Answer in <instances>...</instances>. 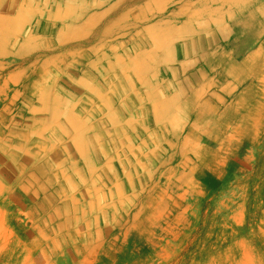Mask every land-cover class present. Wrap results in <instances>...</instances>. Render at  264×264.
<instances>
[{"label": "rangeland", "instance_id": "374dc122", "mask_svg": "<svg viewBox=\"0 0 264 264\" xmlns=\"http://www.w3.org/2000/svg\"><path fill=\"white\" fill-rule=\"evenodd\" d=\"M0 264H264V0H0Z\"/></svg>", "mask_w": 264, "mask_h": 264}, {"label": "crops", "instance_id": "0c3cea01", "mask_svg": "<svg viewBox=\"0 0 264 264\" xmlns=\"http://www.w3.org/2000/svg\"><path fill=\"white\" fill-rule=\"evenodd\" d=\"M250 21L249 20H243V23H244V28H242L241 29V31H243V32H241V34H243V35H249V34H246L244 31H245V29L246 30H253L252 28H250L252 25L249 23ZM220 36L221 35H223V36H232V27H230V26H228L225 30H224V32H222V34H219ZM238 35V34H237ZM212 36H216L214 33H213V35ZM183 43H185V42H183ZM207 51H210V49H207ZM200 85H201V83H200ZM200 85H199V87H200ZM198 88V87H197Z\"/></svg>", "mask_w": 264, "mask_h": 264}, {"label": "bare ground", "instance_id": "6f19581e", "mask_svg": "<svg viewBox=\"0 0 264 264\" xmlns=\"http://www.w3.org/2000/svg\"><path fill=\"white\" fill-rule=\"evenodd\" d=\"M150 12H151V11H150ZM140 82H141V81H140ZM119 83H120V87H121V80L119 81ZM117 84H118V82L116 83V85H117ZM122 91H123V90H121V89L118 90V92H122ZM72 123L75 124L76 127H77L78 125H80V124L83 125V123H81V122H79V121H77V120H75V119H73V122H72ZM83 127L85 128L84 125H83ZM84 128H83V130H85ZM79 130H80V129H79ZM80 131H81V130H80ZM76 132H77V130H76ZM70 133H71V132H70ZM76 134H77V133H76ZM78 134H80L79 131H78ZM76 138H77V137H76ZM75 140H76V139H75ZM77 140H79V139H77ZM72 142H73V141H72ZM74 142H77V141H74ZM80 147H81V146H79V145L76 144L75 147H74V148H75V152L77 151V152H78L77 154H78L79 156H81V157H85V158H86L87 155H85V154H83L82 152H80V149H79ZM81 149H82V148H81Z\"/></svg>", "mask_w": 264, "mask_h": 264}]
</instances>
